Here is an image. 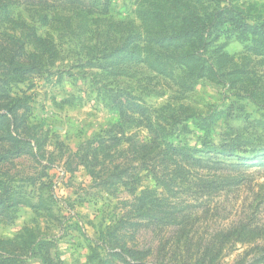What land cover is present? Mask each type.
I'll use <instances>...</instances> for the list:
<instances>
[{
	"label": "rangeland",
	"instance_id": "rangeland-1",
	"mask_svg": "<svg viewBox=\"0 0 264 264\" xmlns=\"http://www.w3.org/2000/svg\"><path fill=\"white\" fill-rule=\"evenodd\" d=\"M8 1L0 43L33 70L0 71V263L264 264V39L198 25L220 7L264 25V0H110L105 15L101 0ZM133 105L167 142L242 164L245 184L199 199L144 170L131 186L107 178L132 151L89 144ZM133 119L125 134L146 137Z\"/></svg>",
	"mask_w": 264,
	"mask_h": 264
},
{
	"label": "trees",
	"instance_id": "trees-1",
	"mask_svg": "<svg viewBox=\"0 0 264 264\" xmlns=\"http://www.w3.org/2000/svg\"><path fill=\"white\" fill-rule=\"evenodd\" d=\"M42 2L40 1L36 5L39 3L43 4ZM9 4L8 0H0V13L8 14ZM110 5V0L99 1L98 14H107L110 10ZM237 13L235 7H220L198 25L208 27L209 24L210 27L217 19H220L223 30L228 24L236 32L247 33L264 39V25L251 24L247 18L237 15ZM183 27L185 28L186 25ZM38 46L43 55L53 56L57 52L51 43L43 40H40ZM2 68L11 69L10 73L14 76L26 75L33 70L30 63L25 60L22 52L14 47L11 42L4 43L3 45L0 43V71ZM133 106L134 111L132 115L134 116L128 115L122 108L119 109L121 121L118 125L112 127V136L101 137L95 143L89 144L90 147L94 148L93 151L105 153L106 151L110 152L119 149L126 143L128 144L129 151H132L134 161L128 167L123 166L121 162H117L107 178H117L115 180L120 185L131 186L137 184L136 174L133 173L137 172L138 169L144 170L151 174L158 184L190 187L199 199L209 197L216 192L237 189L245 184L246 178L242 176V164L229 165L226 162L215 161L211 157H201L198 155V151L187 150L180 145L177 146L167 142L162 136L161 131L152 123L150 117L145 115V109L139 105ZM15 111V109H11V111H7L3 115L4 121L7 123L8 133L10 134L14 132L17 124ZM135 115L142 118V120H137L134 124L147 132V136L142 139L125 134V126L130 125L129 120L135 119ZM260 146L262 145L254 146V151ZM246 147L248 146L246 145ZM230 148V144L222 145V149H229V152L233 150V148L231 150ZM260 148L263 153L256 155L257 164L258 166H264V145ZM96 159L97 155H92L91 152L84 156V160H86L85 162L88 166L91 162H95ZM245 164V167L249 168L247 166L248 163ZM104 180L103 183L108 179ZM5 203L0 200V206H3ZM4 211L7 210L4 209ZM136 253V255H142L145 252L136 251Z\"/></svg>",
	"mask_w": 264,
	"mask_h": 264
}]
</instances>
